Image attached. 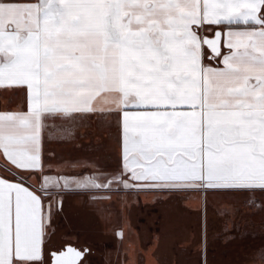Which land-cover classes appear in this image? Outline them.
Wrapping results in <instances>:
<instances>
[{"label": "snow or ice", "instance_id": "1", "mask_svg": "<svg viewBox=\"0 0 264 264\" xmlns=\"http://www.w3.org/2000/svg\"><path fill=\"white\" fill-rule=\"evenodd\" d=\"M0 264H45L67 190L264 192V0H0ZM115 115L122 166L43 175L49 119ZM39 173V189L23 174ZM71 243L48 264H83ZM264 258V253L261 254Z\"/></svg>", "mask_w": 264, "mask_h": 264}, {"label": "crops", "instance_id": "2", "mask_svg": "<svg viewBox=\"0 0 264 264\" xmlns=\"http://www.w3.org/2000/svg\"><path fill=\"white\" fill-rule=\"evenodd\" d=\"M21 110H26L23 89L0 90V111ZM85 117L91 120L90 137L72 135L66 141L59 136L60 129L83 131L85 126L75 128L70 121L82 116L46 121L43 175L82 178L111 175L121 168L120 137L117 164L97 167L90 161L94 156L81 155L90 138L103 146L112 129L120 135L118 116ZM74 155L80 157L71 160ZM0 175H18L2 156ZM23 180L36 189L42 183L38 172L23 174ZM59 198L62 208L53 210L47 229L45 264L51 252L68 243L89 249L83 264H264V192L259 190H133L113 184L108 189L67 190Z\"/></svg>", "mask_w": 264, "mask_h": 264}, {"label": "rangeland", "instance_id": "3", "mask_svg": "<svg viewBox=\"0 0 264 264\" xmlns=\"http://www.w3.org/2000/svg\"><path fill=\"white\" fill-rule=\"evenodd\" d=\"M85 116H82V118L78 119L77 121H75L74 119H71L70 121H72V123H75L76 126L75 128H78V126H85L86 128L83 129V131H80L79 129L77 130H71L70 128H68L67 126H63L61 129H60V132H59V136L63 139V140H69L70 138H72V135H78L77 137H90L89 135L91 134L89 131V124L91 123V120ZM113 132L110 133V135L108 136V141L106 143V145H103V146H97L94 141H93V138H90L91 141L90 143H87L85 144L87 147H85L84 149L86 151L82 152L81 155L83 157H85L84 159H89L91 158V156L93 157L92 159L93 160H90V161H93V164L97 167H103V166H108L109 164H111L112 162L113 163H118L119 162V159H118V153H117V145H118V142H119V137L120 135H118V131L117 129H112ZM90 133V134H89ZM97 133H100L99 131ZM97 137H98V140H100V134H97ZM110 138V139H109ZM64 142V141H63ZM109 142V143H108ZM83 143V142H82ZM66 143H63L62 146H65L66 147ZM83 148V147H82ZM78 155H74V156H71V160H76L78 159ZM97 158V159H94V158ZM115 160L114 161H112ZM89 167H91L90 163L87 164ZM67 166V165H66ZM103 205V204H102ZM104 211V209H103ZM86 258V261H88V257H85ZM84 258V260H85Z\"/></svg>", "mask_w": 264, "mask_h": 264}, {"label": "water", "instance_id": "4", "mask_svg": "<svg viewBox=\"0 0 264 264\" xmlns=\"http://www.w3.org/2000/svg\"><path fill=\"white\" fill-rule=\"evenodd\" d=\"M75 247V246H74ZM89 250V249H88Z\"/></svg>", "mask_w": 264, "mask_h": 264}]
</instances>
